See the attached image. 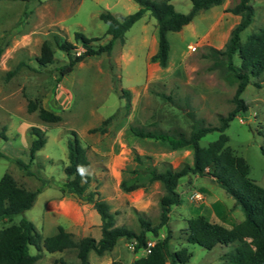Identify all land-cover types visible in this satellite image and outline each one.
<instances>
[{
    "label": "rangeland",
    "instance_id": "1",
    "mask_svg": "<svg viewBox=\"0 0 264 264\" xmlns=\"http://www.w3.org/2000/svg\"><path fill=\"white\" fill-rule=\"evenodd\" d=\"M234 1L230 0L229 4ZM249 2L253 15L239 33L241 41L247 33L264 25V0ZM171 4L181 12L190 6L189 0H172ZM137 6L133 0H0V175L7 172L28 189L48 180L27 209L1 218L0 227L24 217L42 236L55 232L52 219L43 213V201L49 195L61 194L57 183L64 178L65 143L70 129L75 130L86 148L87 172L92 176L88 188L98 190L100 196L108 200L115 222L136 231L139 228L136 215L140 214L151 224L156 223L162 186L157 180L148 182L145 169L176 168L183 162L189 163L191 150L187 147L171 149L161 140L132 136L128 125L167 132L179 129L187 133L192 117L203 124H217L218 114H224L233 106L230 98L237 78L223 63L214 62V57L208 54L211 45L198 43L197 37L187 30L181 34L176 30L167 32L169 50L165 66L150 59L154 50L149 36L155 31V19L148 11L124 31L122 42L114 40L109 53L83 56L57 79L56 67L67 61L65 52L56 46L58 40L74 43L73 55L82 50L80 43L73 39L75 30L86 36H98L92 43H102L108 34L104 33L106 25L97 13L107 9L115 15L126 14ZM144 20L146 40L141 44ZM227 36L216 48L223 47ZM44 40L52 50L53 59L39 65L34 57ZM233 63L239 64L237 54L233 55ZM121 88L128 89L127 105ZM240 96L246 109L236 113L223 131L232 151L245 159L247 175L264 187V156L259 151V145L264 143V70L249 76ZM28 99L58 113L60 119L54 122L39 119L36 110L26 109ZM107 116L104 131L88 130ZM31 125L43 131L45 140L28 164L31 173H27L13 158L28 161ZM217 134V130L205 132L199 144H207ZM135 154L140 161L134 160ZM133 168L139 171H132ZM120 180L138 186L123 190ZM176 190L180 202L171 205L166 224L159 226L156 234L145 232L146 240L154 242L167 236L166 262L170 260L171 251L182 247L189 253L184 264L223 262L232 243L215 244L206 249L187 242L186 219L201 214L229 226L243 218L241 209L207 174L181 175ZM194 191L200 196L190 197ZM72 196L76 201L81 200L73 193ZM96 219L99 220L98 214ZM82 233L77 230L73 235L79 237ZM85 235L98 238L99 226H93ZM132 244V238L119 236L110 250L100 255L89 251L87 264H94L97 259L98 264H107L109 258L131 264L133 256L144 253L143 247L134 249ZM28 250L36 251L32 245H28ZM77 263L74 248L61 251L41 248L40 255L31 264Z\"/></svg>",
    "mask_w": 264,
    "mask_h": 264
},
{
    "label": "trees",
    "instance_id": "2",
    "mask_svg": "<svg viewBox=\"0 0 264 264\" xmlns=\"http://www.w3.org/2000/svg\"><path fill=\"white\" fill-rule=\"evenodd\" d=\"M137 8L126 14L115 15L107 9L100 10L97 17L106 25L104 33L108 38L102 43H92L98 36H86L81 31H73V39L80 43L82 50L72 54L74 43L67 39L56 42V46L65 52L67 61L58 65L57 79L63 73L71 70L73 64L83 56L109 53L113 42L117 39L123 41L124 31L141 15L148 11L155 19L156 48L150 59L155 60L159 66H165L168 58L169 42L168 31L178 30L188 22L199 10L211 5L219 4L222 0H189L187 11L181 12L173 8L169 0H133ZM239 16L238 21L230 28L226 41L222 48L208 47V54L214 57V62H221L227 70L233 72L237 78L234 91L231 96L233 106L224 114H218L217 124H203L200 119L192 117L189 131L175 129L172 132L161 130H148L139 125H128L132 136L158 139L166 143L171 149L187 147L191 150V161L183 162L179 167L163 168L148 167L147 181L157 180L162 186V192L158 196V220L151 222L144 216L137 214L138 230L116 224L114 211L106 199L100 196L96 189H89L92 178L87 172L89 160L86 148L81 144L75 130L70 129V135L66 138V159L63 165L64 178L57 183L60 193L70 192L79 199L90 202L99 216L100 235L94 238L90 235L75 237L72 232L56 226L55 232L42 236L33 223L24 217L17 222L0 227V264H31L40 255L43 248L46 251H61L66 248H74L77 264L88 263V252L93 251L100 255L108 251L114 245L119 236L133 239V248L145 246V232L156 234L161 225H165L168 219V211L173 204L180 202L181 198L176 190L177 179L187 173L207 174L211 176L224 191L229 194L234 203L239 206L243 218L232 225H225L218 221L209 220L204 215L197 214L186 219L185 240L198 244L206 249L215 244L227 245L232 243V248L225 260L219 264H264V187L259 185L247 175L248 166L245 159L232 151L227 144V135L223 129L228 121L238 112L246 109L244 99L240 96L249 76H256L264 70V25L258 26L240 40V31L251 21L253 6L249 0H237L231 6L225 8ZM2 47L0 46V53ZM237 54L239 64L233 63V55ZM39 65H44L53 59L52 50L44 40L40 44L39 53L35 57ZM125 97V105L128 101V89L121 88ZM28 111L36 110L39 119L54 122L60 119V115L40 104L28 99L26 103ZM192 116L191 112H188ZM109 116L102 119L99 125L90 127L89 131H104V124ZM209 130H217L216 138L205 145L199 144V138ZM32 138L27 148L28 161L19 157L13 158L16 165L27 173L28 164L34 157L45 140L43 131L35 125L29 127ZM2 136H4L1 133ZM259 151L264 156V143L259 145ZM135 154L134 160L140 161ZM132 171H139L133 168ZM48 180L41 182L39 187L28 189L19 185L7 172L0 175V219L10 217L13 213L22 212L33 202L36 193L41 187L47 185ZM119 186L123 190H131L138 186L131 182L125 184L120 180ZM28 245L34 246L35 252L28 250ZM167 236L156 239L149 251L134 257L131 264H184L189 253L185 248L171 251L169 262L165 261ZM110 264H124L120 259H112Z\"/></svg>",
    "mask_w": 264,
    "mask_h": 264
},
{
    "label": "crops",
    "instance_id": "3",
    "mask_svg": "<svg viewBox=\"0 0 264 264\" xmlns=\"http://www.w3.org/2000/svg\"><path fill=\"white\" fill-rule=\"evenodd\" d=\"M169 1L171 2L172 0ZM229 1L230 0H222L219 4L211 5L208 8L199 10L188 22L184 23L176 31L181 34L183 30H187L189 34L197 37L198 43L200 44H209L215 48L220 46L229 33L230 28L239 19L237 14L225 10V8L232 5L231 3L229 4ZM236 1L237 0L233 3ZM145 22L146 20H144L142 24L141 32L143 33L139 39L141 44H144L146 40L144 33L146 30L144 25ZM149 40L153 45V50H155V31L154 33L153 31L150 32ZM76 200L70 192H63L56 197H50V195L45 197L43 201V213L45 216L52 219L55 230L56 226L60 225L67 231L74 233L78 230L83 232L82 235H85V233L89 232L93 226H99V220L96 219L97 212L94 210L91 203ZM110 261L111 258H109L107 264H110ZM94 264H98V259Z\"/></svg>",
    "mask_w": 264,
    "mask_h": 264
},
{
    "label": "built area",
    "instance_id": "4",
    "mask_svg": "<svg viewBox=\"0 0 264 264\" xmlns=\"http://www.w3.org/2000/svg\"><path fill=\"white\" fill-rule=\"evenodd\" d=\"M192 48H194V46H192ZM200 196V194H199V192H197V191H194V192H192L191 194H190V197H199ZM153 244V241H151V240H146V242H145V246H143V251H144V253H146V252H148L149 251V248H150V246Z\"/></svg>",
    "mask_w": 264,
    "mask_h": 264
}]
</instances>
